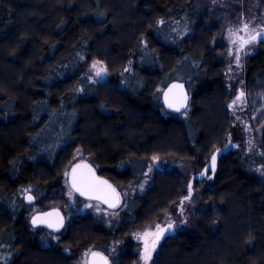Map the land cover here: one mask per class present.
<instances>
[{
	"label": "trees",
	"instance_id": "16d2710c",
	"mask_svg": "<svg viewBox=\"0 0 264 264\" xmlns=\"http://www.w3.org/2000/svg\"><path fill=\"white\" fill-rule=\"evenodd\" d=\"M188 2L0 0L3 264H75L60 247L43 243L47 229L30 224L32 206L22 188L38 182L54 189L50 197L56 198L58 180L78 161L76 150L123 189L141 185L153 157L172 164L191 159L200 171L217 149L214 176L200 193L209 207L195 211L193 229L162 240L153 264H264V178L257 170L264 165V42L243 57L234 86L246 95L241 108L247 115L259 110L253 123L261 126L262 153L245 154L243 139L232 131L219 25L204 10L192 30H180ZM258 2L264 8V0ZM83 53L87 63L99 60L111 75L129 66L123 82L80 76L76 63ZM173 80L184 81L190 93L181 113L162 103V91ZM185 187L177 170L156 169L145 191L124 199L116 232L161 220ZM74 215L57 233L59 244L108 254L114 229L93 215ZM130 246L111 257L112 264H133Z\"/></svg>",
	"mask_w": 264,
	"mask_h": 264
},
{
	"label": "rangeland",
	"instance_id": "374dc122",
	"mask_svg": "<svg viewBox=\"0 0 264 264\" xmlns=\"http://www.w3.org/2000/svg\"><path fill=\"white\" fill-rule=\"evenodd\" d=\"M204 10H208L219 25V35L217 36L218 43L222 46L221 59L223 60L225 80L230 87V100L229 103L232 105V119H233V134L238 139H243L242 151L245 154H251L256 152L261 154L260 147V134L261 126L255 125L253 123L254 117H256L257 112L249 116L241 108V102L246 97L245 93L239 88L234 87L238 83L240 75V66L243 57L255 51L259 42H264V37L260 40L247 44L244 49L240 51V62H236V49L239 48L241 43V38L244 40L249 39L251 36L257 34V32H264V8L261 7L258 0H189V2L182 8L181 22L183 23L180 30H184L185 33L192 30L193 24L196 20L197 15H199ZM244 24H248V29L246 31H237V29H243ZM175 30L176 27L171 28ZM233 33L232 35H230ZM235 41V43H233ZM232 53L231 55L229 53ZM85 53L80 55L78 62L76 63L77 69H79L80 76L85 77L89 82H98L107 80L113 77L118 83L123 82V76L125 74V69L129 66L120 70L117 74L111 75L109 71L106 70L104 65L99 60H93L89 63L85 60ZM93 64H96V68H93ZM99 69H104L102 76H96V71ZM234 87V88H233ZM239 97V98H238ZM235 101V103H233ZM237 106V107H236ZM262 109V107L260 108ZM86 155L80 150H76L75 157L78 161L83 159ZM157 160L154 164L153 158L148 162V167L144 177L141 179V185L130 184L123 187V189L118 188L121 195L120 205L116 208H109L104 206L101 202L93 199H86L78 195L76 192H72L71 198L69 197V192L71 190V185L68 180V176L64 173L58 180L59 185L56 188L58 195L56 198L51 199V194L54 193V189L51 190L50 186L41 183H32L24 188H22V197L25 198L27 193H30L33 197V201L30 203L32 206L31 216L39 211L59 209L64 214V225L72 219L76 213L90 214L95 217L101 218L114 229V232L119 230L120 223L122 221V212L124 211V203L126 200H130L137 193L145 191L152 182V175L158 168H173L177 170L186 181V193L185 195L172 206L169 212L161 220H156L144 224L143 226L132 225L130 231L125 234H116L111 240L110 247L108 250V256L112 258L118 257L121 253L128 249L130 244L133 248V252L136 255V260L133 264H145L143 259L144 252V240L138 239L137 234L142 235L145 231L149 233H155L157 230V225L163 226L169 222H173L175 225V233L182 229H193L195 225V211L197 209H207L209 206L207 203L201 200L200 193L206 186H209L211 180L214 176L213 171L210 174L201 175L204 170L197 171L195 167V161L191 159H184L181 161H176L175 164L167 162L166 160H161L156 157ZM70 168L65 173H69ZM262 177L264 178V165L257 168ZM211 177V179H209ZM201 181L200 187H196V183ZM191 185V189H189ZM37 190V198L34 190ZM187 197V199H185ZM126 199V200H124ZM92 205V207H85V205ZM75 205H79L77 211L71 212ZM97 205H99V211L97 210ZM39 226L33 227L37 230ZM174 233V234H175ZM61 234L45 230L42 232V239L45 245H52L60 247L63 251L74 258L75 264H87L88 255L93 250L91 246L85 249H71L65 245L59 244V238ZM153 236L147 237L149 243ZM159 242L157 248L152 253V258L148 261V264H153L156 254L161 246ZM62 246V247H61ZM0 264H3L0 260Z\"/></svg>",
	"mask_w": 264,
	"mask_h": 264
},
{
	"label": "snow or ice",
	"instance_id": "6c2138e0",
	"mask_svg": "<svg viewBox=\"0 0 264 264\" xmlns=\"http://www.w3.org/2000/svg\"><path fill=\"white\" fill-rule=\"evenodd\" d=\"M248 29V24H244L243 29H237V31H246ZM230 31V35H232ZM261 37H264V32H257L256 35L251 36L249 39L244 40L241 38V43L239 48L236 49V62L239 64L240 62V51L245 48L247 44L256 42L261 39ZM235 43V41H233ZM232 54L231 52L229 53ZM93 68H96V64H93ZM125 71H128V69H125ZM104 72V69H99L96 71V76H102ZM175 87V86H174ZM168 93H165V103L168 108H172L175 111L179 112L182 108L187 107V99L188 97L186 95L183 96L182 100L173 103L169 102L167 99ZM239 98V97H238ZM235 103V101L233 102ZM232 105H229L231 107ZM225 147H228L227 145ZM217 152L220 151V149L216 150ZM157 158L153 157L154 164L156 162ZM88 168V174L78 172V169L81 168ZM216 168V153H213L211 158V165L210 170L215 172ZM208 168H206V171ZM91 169L87 165H76L73 167L71 176L69 179V183L71 185V190L69 192V197L71 198L72 192L79 193L81 196H85L88 199H95L97 201H100L102 203H106L111 208H116L117 205L120 203L119 193H116V190L111 188L110 185H107L106 181H100L97 182L96 180H93L90 178ZM205 173H201V175H204ZM66 176L69 175V173H65ZM211 179V177H209ZM106 186V187H105ZM143 185H141V188ZM189 189H191V185H189ZM114 197V200H113ZM33 199L32 196H28V200L31 201ZM187 199V197H185ZM85 207H92V205L88 204L85 205ZM97 210L99 211V205H97ZM32 225L33 227L39 226V225H45L49 229H52L54 232L59 231L60 228L64 226V218L61 216L59 211L53 210L52 212L42 213L36 216L32 217ZM174 225L169 223L166 228H160L159 225H157V231L155 233H149L145 231L142 235L137 234L138 239L144 240V252H143V259L145 264H148V261L152 258V253L157 248L161 238L164 236L166 231H171L173 229ZM153 236L154 239L151 240L149 243L147 237ZM92 256L98 257V253H92ZM90 264H107V258L106 257H100L99 260L93 259V261L90 262Z\"/></svg>",
	"mask_w": 264,
	"mask_h": 264
},
{
	"label": "water",
	"instance_id": "95a60500",
	"mask_svg": "<svg viewBox=\"0 0 264 264\" xmlns=\"http://www.w3.org/2000/svg\"><path fill=\"white\" fill-rule=\"evenodd\" d=\"M175 86V87H174ZM168 93V97H167V99L169 100V102H173V103H176V102H178V101H180V100H182V98H183V96L184 95H186L187 97H188V99H187V107H188V105H189V103H190V93H189V91H188V88H187V86H186V83L184 82V81H181V80H173V81H171V82H169L167 85H166V87L163 89V91H162V103H163V105H164V107L166 108V110H168L169 112H172V113H181V112H183L186 108H182L179 112H177V111H175L174 109H172V108H168L167 107V105H166V103H165V93ZM216 153V162H217V159H218V157H219V155H220V153H221V150L219 151V152H215ZM76 165H87V166H89V168L91 169V173L89 174L90 175V178L91 179H93V180H96L97 182H100V181H106L107 182V185H110L111 186V188H113V189H115L116 190V193H119V198H120V202H121V195H120V191L118 190V188L109 180V179H107L106 177H104V176H102V175H100L97 171H96V168L89 162V161H87V160H80V161H77L76 163H74L71 167H70V170H69V175H68V180L70 179V176H71V172H72V169H73V167H75ZM210 165H211V162L205 167V169H204V173H206L207 171H206V168H208V170L210 169ZM78 172H82V173H85V174H88V168H81V169H78ZM106 187V186H105ZM78 195H79V193H77ZM28 196H32L30 193H27L26 195H25V198H24V200H25V202L27 203V204H30L32 201H33V199L31 200V201H29L28 200ZM81 196V195H80ZM81 197H83V198H86V199H88L87 197H85V196H81ZM93 200H95V199H93ZM113 200H114V197H113ZM100 202V201H99ZM102 203V202H101ZM104 206H106V207H109V205L108 204H106V203H102ZM120 204V203H119ZM119 204L117 205V206H119ZM109 208H111V207H109ZM53 210H57V211H59V213L61 214V216H63V218H64V214L59 210V209H51V210H45V211H39V212H36L35 214H33V216H36V215H39V214H42V213H47V212H52ZM32 216V217H33ZM32 217H31V224H32ZM169 223H171V224H173L174 225V223L173 222H169ZM169 223H167L166 225H163V226H160V228H166L167 227V225L169 224ZM40 226H43V227H45L47 230H49V231H51V232H54L52 229H49L47 226H45V225H40ZM63 228V227H62ZM62 228H60V230L62 229ZM59 230V231H60ZM59 231H56V232H59ZM157 231V230H156ZM155 231V232H156ZM175 225H174V227H173V229L171 230V231H166L165 232V234H164V236L161 238V240H160V242L166 237V236H168V235H172V234H174L175 233ZM56 232H54V233H56ZM152 239H154V237L152 238ZM151 239V240H152ZM92 253H98L99 254V256L98 257H93L92 256ZM100 257H106L107 258V264H111V260H110V257L106 254V253H104V252H102V251H99V250H92L91 252H90V254L88 255V260H87V264H90V262L91 261H93V259H95V260H99L100 259Z\"/></svg>",
	"mask_w": 264,
	"mask_h": 264
},
{
	"label": "flooded vegetation",
	"instance_id": "af4514ba",
	"mask_svg": "<svg viewBox=\"0 0 264 264\" xmlns=\"http://www.w3.org/2000/svg\"><path fill=\"white\" fill-rule=\"evenodd\" d=\"M32 216H33V215H32ZM32 216H31V217H32ZM30 224H31V220H30ZM31 225H32V224H31ZM32 226H33V225H32ZM39 226H40V225H39ZM63 227H64V226H63ZM44 228H45V227H44ZM62 229H63V228H62ZM62 229H61V230H62ZM61 230H60V231H61ZM60 231H59V232H60ZM59 232H56V233H59ZM107 255H108V254H107ZM110 260H111V264H112V259H111V257H110Z\"/></svg>",
	"mask_w": 264,
	"mask_h": 264
}]
</instances>
